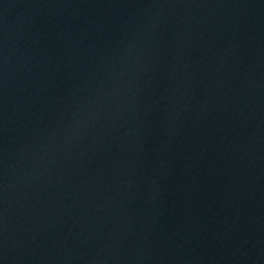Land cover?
Instances as JSON below:
<instances>
[{
	"label": "water",
	"instance_id": "obj_1",
	"mask_svg": "<svg viewBox=\"0 0 264 264\" xmlns=\"http://www.w3.org/2000/svg\"><path fill=\"white\" fill-rule=\"evenodd\" d=\"M0 264H264V0H0Z\"/></svg>",
	"mask_w": 264,
	"mask_h": 264
}]
</instances>
